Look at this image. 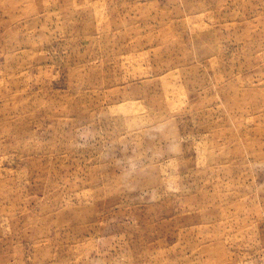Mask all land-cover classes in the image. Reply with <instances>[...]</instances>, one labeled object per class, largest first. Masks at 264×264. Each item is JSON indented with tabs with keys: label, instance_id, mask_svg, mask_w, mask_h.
<instances>
[{
	"label": "rangeland",
	"instance_id": "1",
	"mask_svg": "<svg viewBox=\"0 0 264 264\" xmlns=\"http://www.w3.org/2000/svg\"><path fill=\"white\" fill-rule=\"evenodd\" d=\"M0 264H264V0H0Z\"/></svg>",
	"mask_w": 264,
	"mask_h": 264
}]
</instances>
